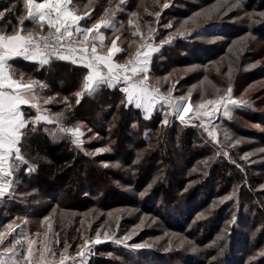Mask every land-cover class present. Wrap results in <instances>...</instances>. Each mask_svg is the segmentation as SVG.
Returning a JSON list of instances; mask_svg holds the SVG:
<instances>
[{"label": "rangeland", "instance_id": "374dc122", "mask_svg": "<svg viewBox=\"0 0 264 264\" xmlns=\"http://www.w3.org/2000/svg\"><path fill=\"white\" fill-rule=\"evenodd\" d=\"M140 1H138L139 4ZM154 1H159L155 14L162 12L168 14L166 13L167 8L170 9L174 3L173 0ZM244 1L246 0H239L240 6L233 8L231 5L237 3V0H228L227 4L223 3V0H211L198 8L189 7L187 16H181L180 10L178 13L180 17L175 20L172 15H166L165 18L168 19L166 23L152 21L151 24L156 30L153 34L154 38L148 36L146 43L142 42L160 46V42L169 37H172L171 42L176 38L189 41L190 34L204 30L202 27L209 18L238 21L242 19V16L249 15L253 21L255 15L264 13V10L246 12L248 9ZM94 2L93 5L96 4ZM125 2L129 3L130 0ZM165 3L168 5L166 8L163 7ZM218 4H220L219 11L212 12L210 17L200 15L195 18V22L190 19L194 17V14L210 11ZM100 14L101 17L99 16L94 24L100 21V18L106 17L105 12ZM109 16L113 24L116 23L115 16L111 14ZM185 21H188L185 27L190 32L185 36L175 35L176 30ZM169 24L175 26L172 29L173 32H167L168 27L165 26ZM239 30L242 32L237 34ZM254 31L248 23L245 27L237 29L236 34L209 36L205 39L209 42L223 41L226 43L228 41L227 44L224 43L226 46L223 53L215 58H205L202 61L203 65L197 62L176 65L164 75L150 76L148 72L147 83L160 90V94L157 95L160 99V107L156 110L157 113L161 110L162 117L159 122L157 121L158 126L150 140L145 142H150L149 146H155L168 134L167 137L170 138L168 144L173 147L170 154L174 157L170 159L167 151L162 153V158L154 162L158 168L156 167L148 178L140 174L137 168L140 158L138 159V156L133 154L134 150L136 153L137 150L138 153L140 150L144 151L146 145L145 149L138 144L129 147V150L133 148L129 157L125 154H117L113 145V136L116 133L114 121L109 123L107 131L109 135L102 136L93 131L87 136L86 140L89 142L98 140L97 146L92 144L90 147H85V138L81 137L83 143L80 147L92 160L91 164L96 168L106 169V173H102L103 178L97 175L98 178H94L92 182L94 185H87L85 191L76 195L77 197L70 192L69 198L72 200L70 202L77 206L67 205L70 199L62 192L60 201L62 204H54L52 209L39 220L37 227L20 237L19 240L25 242L26 249L27 239L36 242L33 244V259L37 261V264H60L61 253L74 258L66 260L65 264H88L97 245L105 248L101 254L136 264H197L196 262L201 258H207L208 262L217 260V264H224L225 261L221 259L227 250V238L225 241L219 231L226 230L225 228L233 223L238 211L234 209V206L239 204H243L241 211L250 205L251 216H244L243 222L247 220L249 223L252 219L254 223L253 214L258 213L260 221L256 222V228L248 225L246 230L252 233V237L259 235L264 225V35L260 34L259 30L257 32L254 29ZM157 53L155 52L154 55ZM179 55L185 60L188 58H191V61L196 60V57L193 58L189 54L184 56V52L179 51ZM132 56L126 59L129 60ZM201 70L206 71L205 75L185 82L192 72ZM229 87H231L232 99L245 100L247 103L228 104L229 116H225L223 106L213 111L210 116H203L202 114L208 108L198 109L197 106L203 101L225 96ZM169 93L173 101L180 97L186 98L184 102L191 111L184 116L183 121L179 118L182 109L174 108L161 98V96H168ZM197 110L201 116L196 115ZM165 120H167L166 124ZM76 126H79L82 132L85 129H90L91 132V127L83 121H79ZM187 129L193 131L191 138L194 146L198 147L199 144L206 143L207 150L210 148V151H203L198 147L195 150L202 154L187 160L181 153L180 146V136ZM54 130H57V127ZM210 131L215 132V140L209 136ZM131 132L135 133L133 136L138 141L144 138L142 130L139 132L133 128ZM225 134H227V139ZM70 135L72 136L71 133ZM138 147L140 150L137 149ZM106 148L110 150L99 151ZM225 152L228 155H224ZM245 154H249L247 159H244ZM127 158L128 162L125 161ZM213 164L220 171L218 175H215V170L211 168ZM110 170H112L111 173H109ZM166 176L169 178L168 181H166ZM180 177H183L182 180L185 181H180L179 184L177 181L174 183V179H180ZM161 182L164 188L166 187V191L158 193L156 185L162 184ZM189 186L194 188L192 192L187 190ZM169 187L170 191L167 190ZM209 187H212L210 191ZM32 192L34 191H25L23 194ZM189 192L192 195L186 197L185 200L173 199L176 193L187 194ZM84 197L95 199V201H89ZM25 199L27 197L24 201ZM229 199H231L230 205H226L224 216L219 220V208L222 202ZM182 209H189V211L191 209L193 212L187 219L180 221L176 216L181 217ZM45 217H48L47 221ZM97 232L102 241L99 244L94 243ZM45 233H47L46 237ZM126 236H131L126 241L127 246L124 243L114 242L117 239L123 240ZM85 240L92 243L84 249V257H79L76 253ZM181 241L184 242L182 246ZM44 243L52 249V253H45V260L40 262L39 254ZM65 244L69 246L66 252ZM134 244L150 246L133 249L131 246ZM193 248L196 251H192ZM261 248L264 249V245ZM16 250L20 252L18 245ZM24 254H27L26 251ZM257 255L252 251L247 256V262L255 260ZM21 264L24 262L22 261Z\"/></svg>", "mask_w": 264, "mask_h": 264}, {"label": "trees", "instance_id": "16d2710c", "mask_svg": "<svg viewBox=\"0 0 264 264\" xmlns=\"http://www.w3.org/2000/svg\"><path fill=\"white\" fill-rule=\"evenodd\" d=\"M125 1L126 0L121 3V0H91V2L90 0H73V3L77 6L78 13L90 11L89 20L92 23H94L96 19H99V16L101 17L100 13L105 12L106 9H109V13L105 19H109V15L112 14L113 11L115 12L116 23H114V28L109 27L103 29L105 32L103 44L110 48L112 47V40H116V46L121 49V52L116 55L117 59L128 61L126 58L135 54L141 45L146 43L145 41L149 36V30L154 29L151 24L152 21L156 20L163 24L168 21V19L165 18L166 15H172L175 20L180 17V14H178L180 12H182L181 16H187L189 14H187V11L190 10L189 7L198 8V6L203 5V3H208L211 0H173L174 3L170 9L167 8L166 13L168 14L162 12L159 13L158 17L154 12L158 10L159 1L141 0L140 4L138 2L139 0H130L129 3ZM93 2L96 4L93 5ZM244 3L248 9L246 12L264 10V0H246ZM12 5H15V8L12 9L11 12L6 13V16L0 20V27L7 28L8 31H11L14 26L20 27L19 19L27 16V9L23 0H0V11L11 8ZM169 10H173V12ZM236 11L239 12V10ZM243 12L241 13L243 14ZM132 13H136V16H131ZM241 18L242 19H238V21H230L228 19L224 21L222 19L209 18L202 27L204 30H199L197 33L190 34L189 41L176 38L173 42L164 44L160 51L154 55L149 75H164L174 66L184 63L197 62L203 65L202 61H204L205 58H215L218 54L223 53L224 47L226 46L225 44H227L228 40L226 43L223 41L209 42L205 40L209 36L221 34L230 36L236 33L238 34L241 33L242 30L236 32L237 29L245 27L248 23L253 31L254 29L257 30V32L259 30V33L264 35V16L260 17V15H255L253 20L255 22L249 19V15L242 16ZM130 19L133 21L132 24H129ZM23 27L26 29H34L37 26L25 19ZM174 27L175 26L172 24L171 28H166L167 32H173L172 29ZM99 49L101 50V46ZM179 51L184 52V56L189 54L193 58L196 57V60L191 61V58L187 60L180 58ZM13 60L18 61L20 59L15 58ZM52 65L55 68V72L60 68L62 74L59 75V82L57 83L58 80H55V86L49 88L48 94L56 98L55 101L49 104L51 108L50 112L53 113V116L56 113H65L66 118H64L62 122L63 126L66 128H74L79 121L85 122L88 127L90 126L91 132L90 129H85L83 132L84 135L82 136L83 139L85 138V147H90L92 144L97 146L99 141L94 140L89 142L86 140L88 139L87 136L93 131L102 136L109 135L107 132L110 126L109 123L114 121L113 124L116 126V133L113 136V145L117 154H125L129 157L131 154L130 152L133 151L131 150L133 148L129 150V147L138 144L145 149L146 145L144 151L140 150L138 147L137 149L140 150V153H138V150L137 153L135 150L133 152L136 157L138 154H142L137 168L140 174L144 175L146 178L154 172L153 170H155L156 167L158 168L154 162L162 158V153L166 151V153H172L173 147L171 144H168V141H170V138L167 137L168 134L155 146H149L150 142H145L149 141L154 134L158 122L162 117L161 110L159 113H157L156 110L154 116L152 115L147 118L143 115L140 108L125 103L126 94L120 87L115 86L114 88H109L106 84L102 85L100 89L91 96L85 93L80 99V103L77 104L75 93L82 90L86 69L79 65L56 59H53ZM205 72L204 70L192 72L191 75L185 79V82H189V80L195 79L197 76L205 75ZM41 75H43V73ZM56 84H59V86L57 87ZM46 92L47 89L45 90V93ZM65 97L68 98L70 107L64 103ZM33 113L34 112L28 113V117H32ZM29 121V127L21 144L22 155L28 163L18 164V162L14 161V165L18 164V170L14 171V179L10 190L11 195L6 194L4 197H0V232L5 233L4 244L0 245L1 250L4 247L11 246L15 240L20 239L21 236H24L34 227H37L39 220L52 209L54 204H62L60 202L62 199V192L66 194L67 198H69L70 192L75 194V196L81 194L85 191L87 185L93 184L94 178H98L97 175L103 178L104 175H102V173H106V169L100 167L96 168L91 164L92 160L83 152V149L73 143V138L70 133H60L54 130L55 127L58 128V125L33 124L31 123V121H33L31 118ZM133 128L137 129L139 132L142 130L144 132V138H141L139 141L136 140L133 136L136 132H131ZM192 134L193 131L187 129L184 130L183 134L180 136L181 153L187 160L189 158L194 159L193 156L195 157L196 155L202 154V152L195 150L198 147L201 148L200 150L210 151V148L207 150L208 147L206 143L199 144L198 147L194 146L191 138ZM170 155H168L170 159L171 157L174 158L172 154ZM125 161L128 162V158ZM29 167L33 170L29 171ZM211 168L213 171L215 170L214 174L218 175L220 171L216 168L215 164H213ZM167 171H169V169ZM111 172L112 170L109 171V173ZM211 173L213 172L211 171ZM123 176L125 177V175ZM166 177V181H168L169 178L168 176ZM182 179L183 177H180V179L176 178L174 179V183H176V181L178 182L177 184H179L180 181L184 182L185 180ZM211 188L209 187L208 190L210 191ZM165 189L166 187L164 188L163 183L156 185L158 193H163L166 191ZM167 190L170 191V187ZM187 190L192 192L194 188L192 189V186H189ZM25 191L34 192L23 194ZM191 192L187 194L176 193L173 199L185 200L186 197L192 195ZM153 194H155V192H153ZM26 197L27 199L24 201ZM85 199L95 201V199L91 200V198ZM70 201L72 200L70 199L66 204L77 206ZM230 202L231 199L222 202L220 206L221 210L219 208V220L223 218L226 205H230ZM242 205L243 204L234 206V209H238L237 216L235 217L234 215L235 220L225 228L226 230L219 231V234H221L222 237L224 236V240L227 238V250L224 252L225 254L223 253L224 255L221 261H225L226 264H264V255H260V253L264 252V249L261 248L264 245V225L259 235L252 237V233L248 232L246 227L249 225V227L254 228L256 222H259L260 219L258 220L257 213L253 214L255 217L254 223L252 219L249 223H247V220L243 222L244 216H251V211L250 205L247 209L241 211ZM191 209L190 211L189 209H182L183 213L181 217L176 216V218L178 217L180 221L187 219L189 215H192L193 210ZM8 225H12L15 229L11 235L7 233L10 231L7 227ZM253 234H255V232H253ZM61 243L64 244L65 242ZM18 248L20 252H25V242L21 240V244L18 245ZM249 248L250 250L252 248V250L250 251ZM103 249L105 248H103L102 245L95 246V250L88 264H136L135 262H123L112 256L101 254ZM252 251L256 253V255L258 254L256 256L257 258L247 262V256ZM196 263L217 264V260L215 262H208L207 258H201V260ZM218 263L220 262L218 261Z\"/></svg>", "mask_w": 264, "mask_h": 264}, {"label": "snow or ice", "instance_id": "6c2138e0", "mask_svg": "<svg viewBox=\"0 0 264 264\" xmlns=\"http://www.w3.org/2000/svg\"><path fill=\"white\" fill-rule=\"evenodd\" d=\"M27 9V16L19 19L20 27H12L11 31L7 28L0 27V197H4L6 194L11 195L12 188V176L15 170H18V164H27L24 156L21 152V144L25 138L26 131L29 127L30 121L25 118V114L22 111V106L27 105L37 110L38 115L31 123L36 124L40 121H45L49 124L58 125L57 131L60 133H71L73 136V143L77 146L82 145L83 141L81 137L84 133L79 126L74 128H66L63 126V119L65 113H56L54 116L47 115V109H42L41 100L44 105L50 104L56 100L55 97L42 98L35 94V85L38 81L25 82L23 75L19 78H14V74L10 71L11 65L9 61L23 57L26 60L39 62L43 65H50L53 59L59 61H70L74 65H81L87 69V75L83 78L82 90L75 93L77 97L76 103H80V99L86 93L91 96L95 94L102 85H107L109 88H114L121 80L125 83V87L122 91L126 94V104L135 103L137 108H144L145 111L151 110L154 106L156 96L153 93L159 95V88L147 87L148 71L151 61V55L153 52H159L160 46L171 43L172 37L161 41L160 46L154 47L151 44H142L141 48L146 49L141 52L137 50L135 57L129 60L126 64H115L113 62V56L116 53L121 52V49L116 46V40H112V47L108 48L103 44L104 36L99 31L101 27L114 28L113 21L111 19H105L102 17L100 21L92 25L91 28H82L80 21L88 15L84 16L78 14V8L73 3V0H23ZM91 2V0H90ZM124 0H121L123 3ZM223 3L227 4L228 0H223ZM239 0L237 3L232 4L231 7H239ZM163 7H168L167 3ZM15 8L12 5L11 8H7L0 11V20H2L6 13L11 12ZM220 4L215 6L212 10L204 13H196L193 18H190L195 22V18L200 15L211 16L212 12L219 11ZM105 15H108V10H105ZM112 16H115L113 11ZM157 17L159 13H156ZM264 16V13H260ZM131 16L135 17L136 13H132ZM28 20L37 27L34 29H26L23 27L24 20ZM251 19V17H250ZM255 22V21H253ZM133 21L130 19L129 24ZM188 21L181 24L180 28L176 30L175 35L185 36L190 32L185 26ZM45 25L47 29L45 30ZM165 27L171 28L172 25H166ZM95 30V32H94ZM154 29L149 30V37L154 38ZM91 35V39L90 36ZM118 39V38H117ZM99 40L101 44V51L106 52V55H101L98 52L96 41ZM142 57V58H141ZM106 69V71H105ZM167 79V78H165ZM46 87V85H41ZM174 108L182 109L179 113L181 121L184 120V116L191 111V109L185 105V97L177 98L173 101L168 96H161ZM64 103L68 104V98H64ZM245 100H234L231 97V87L228 88L225 96H221L215 100H206L200 103L197 108H208L202 115L210 116L213 111L218 110L219 107H225V116H229L227 111V105H243L246 104ZM208 106H211L210 108ZM197 116H201V113L197 110ZM167 123V120L164 121ZM209 136L215 140V132L210 131ZM227 139V134H225ZM239 143V141H237ZM110 149H100L99 151H109ZM219 154V153H218ZM142 154H138V159ZM224 155H228L227 152ZM249 154H245L244 159H247ZM13 160L18 162L17 165L13 164ZM235 163V161H233ZM107 167V165H104ZM29 171L33 169L29 167ZM151 187V185H149ZM143 195V193H141ZM48 217H45V221ZM10 230L8 235H11L15 229L12 225L7 226ZM50 227V226H49ZM99 232H97V238L94 243L99 244L102 241L99 238ZM107 237V234H105ZM47 233H45V237ZM111 238V237H108ZM131 236L124 237L123 240H115L117 244L124 243L127 246L126 241ZM5 241V233L0 232V245H3ZM27 249L26 255L23 251L18 252L16 245L21 244V240H15L11 246L4 247L0 250V264H37V261L33 259V244L36 243L31 239L26 240ZM92 243L89 240H85L80 250L76 255L84 257L85 248H88ZM181 241V246L183 245ZM145 246L142 244H134L131 247L133 249H139ZM68 245L65 244V252L68 249ZM192 251H196L195 248ZM45 253H52L46 243H44L42 250L39 254V261L45 260ZM264 255V252L260 253ZM74 259L72 257L65 256L61 253L60 264H65L66 260Z\"/></svg>", "mask_w": 264, "mask_h": 264}, {"label": "crops", "instance_id": "0c3cea01", "mask_svg": "<svg viewBox=\"0 0 264 264\" xmlns=\"http://www.w3.org/2000/svg\"><path fill=\"white\" fill-rule=\"evenodd\" d=\"M88 13L87 16H85L84 19H82L80 21V26L82 28H91L92 25H94V23L90 22L89 20V12H86ZM82 16L85 15V13H78ZM45 29H47V25H45ZM103 36H104V39H105V32L103 31V28L101 27V29L99 30ZM95 32V30H94ZM91 35L92 34H89L90 36V39H91ZM96 45H97V49H98V52L99 54L101 55H106L107 53L104 52V51H101L99 49V47L101 46L100 44V41L97 40L96 41ZM152 45V44H151ZM154 46V45H153ZM118 47V46H117ZM156 47V46H154ZM119 48V47H118ZM141 50V52L145 51L146 49H142V48H139ZM155 52L152 53L151 55V60H152V57L154 55ZM118 53H116L114 56H113V62L115 64H126L129 60H131V58L127 61H124V60H118L116 55ZM136 54V53H135ZM135 54L133 56H135ZM132 56V57H133ZM20 60L18 61H15V60H11L9 61L10 65H11V68H10V71L14 74V78H19L21 75H23V78L25 80V82H28V81H38L39 83H37L35 85V94L38 96V97H42V98H47V97H51L48 92H49V88L50 87H54L55 84H54V81L55 80H58L57 83L59 82L60 80V77L59 75H61L62 73L60 72V68L55 72V68L53 67L52 65V62L50 63V65H41L39 62H35V61H30V60H26L24 59L23 57H18ZM142 58V57H141ZM150 64H151V61H150ZM81 66V65H79ZM82 67V66H81ZM149 68H150V65H149ZM86 69V68H85ZM35 71H38V72H35ZM106 71V69H105ZM149 72V71H148ZM43 73V75H41ZM35 75V76H34ZM87 75V69L85 70V74H84V77ZM50 80V81H48ZM52 84V85H51ZM41 85H46V87H41ZM57 87L59 86V84H56ZM126 86V85H125ZM124 86V87H125ZM123 87V88H124ZM147 87L151 90L153 87L150 86V84L147 83ZM121 88V89H123ZM47 89V92L45 93V90ZM44 92V94H43ZM153 95L156 96V100H155V103H154V106L151 108V110L149 111H145L144 108H140L143 112V115L147 118L151 117L156 108L157 107H160V99L157 97V94L153 93ZM53 97V96H52ZM132 105L135 106V103H132ZM41 106H42V111L43 109H47V115H51L50 111H51V108H50V105L47 104V105H44L42 100H41ZM136 107V106H135ZM22 111L24 112L25 114V118L30 120V118L32 120H35L36 116L38 115L37 113V110L35 108H32L30 106H27V105H24L22 106ZM30 112H34L32 117H28V113ZM53 116V115H51ZM40 124H47V125H52V126H56V124H49L45 121H40L39 122ZM39 123H36V124H39ZM13 164H14V160H13ZM12 183H13V179H14V172H13V176H12Z\"/></svg>", "mask_w": 264, "mask_h": 264}, {"label": "built area", "instance_id": "2783aa9c", "mask_svg": "<svg viewBox=\"0 0 264 264\" xmlns=\"http://www.w3.org/2000/svg\"><path fill=\"white\" fill-rule=\"evenodd\" d=\"M134 57H135V56H133L131 59H133ZM66 62L71 63L70 61H66ZM116 86H118V87H120V88H123V87L125 86V83L123 82V80H121L119 83H117Z\"/></svg>", "mask_w": 264, "mask_h": 264}, {"label": "bare ground", "instance_id": "6f19581e", "mask_svg": "<svg viewBox=\"0 0 264 264\" xmlns=\"http://www.w3.org/2000/svg\"><path fill=\"white\" fill-rule=\"evenodd\" d=\"M185 103V105H187V103L186 102H184Z\"/></svg>", "mask_w": 264, "mask_h": 264}]
</instances>
